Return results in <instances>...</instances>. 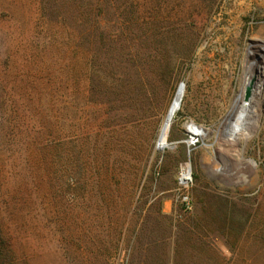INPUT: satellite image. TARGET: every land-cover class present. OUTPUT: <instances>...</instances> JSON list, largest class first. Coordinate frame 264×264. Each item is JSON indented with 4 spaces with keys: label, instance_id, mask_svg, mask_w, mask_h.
<instances>
[{
    "label": "rangeland",
    "instance_id": "1",
    "mask_svg": "<svg viewBox=\"0 0 264 264\" xmlns=\"http://www.w3.org/2000/svg\"><path fill=\"white\" fill-rule=\"evenodd\" d=\"M94 1L90 22L89 0H0V218L16 264H264V91L258 122L220 126L255 76L264 0ZM187 123L208 131L190 147ZM29 132L34 157L52 146L48 177L22 162Z\"/></svg>",
    "mask_w": 264,
    "mask_h": 264
},
{
    "label": "bare ground",
    "instance_id": "2",
    "mask_svg": "<svg viewBox=\"0 0 264 264\" xmlns=\"http://www.w3.org/2000/svg\"><path fill=\"white\" fill-rule=\"evenodd\" d=\"M255 45H256L255 43H252L251 46L248 47L247 55H246V61H247L246 64L248 63V68H246L247 69L246 71L247 72L251 71L252 74L255 73V78H256V86L254 88L255 90L253 93L254 101H251V103L248 105V111L250 112V118L248 119V122H258L259 120L258 109H259L260 101H261L262 94L264 91V50L261 49L257 51ZM252 60L253 62L250 63V61ZM249 80H250L249 78L245 79L244 83H247ZM183 94H184V84H180L177 94L174 97L172 106L170 108V113L167 115V118L161 128V132H160L157 147H156L158 151L164 150L168 148L169 146L167 142L168 133H169L171 124L173 122V117L175 113L178 111V109L180 108L182 99L179 102V104H178V101L180 97L181 98L183 97ZM241 101H242V90L239 92V94L235 98L232 106L237 107L238 105H240ZM177 106H178V109L176 110ZM250 125L252 126V124ZM236 126L238 127L239 125H236ZM185 129L188 132H190L192 136L190 140L184 141V143H186L189 147L191 145H194L198 139H201L204 135L208 133L207 130L199 126H196L193 123H189V124L187 123V125H185ZM255 129L256 128L252 127L250 130L248 129L247 131H244L242 128H240L238 131L235 132V139L232 142L236 145L239 142L240 138H243L245 140L250 138L253 134V130ZM190 179H191L190 169L185 166L184 168L181 169L179 176L177 178V184H178L179 190L186 188L189 185Z\"/></svg>",
    "mask_w": 264,
    "mask_h": 264
},
{
    "label": "trees",
    "instance_id": "3",
    "mask_svg": "<svg viewBox=\"0 0 264 264\" xmlns=\"http://www.w3.org/2000/svg\"><path fill=\"white\" fill-rule=\"evenodd\" d=\"M61 3V0H59ZM69 1V0H68ZM88 12V20L92 22V18L94 17L92 11L95 9V1L94 0H89V3L87 4ZM62 16V14H61ZM95 18V17H94ZM41 133V132H40ZM31 133H26L27 136H25L24 140H21V144L24 147V154L22 158V162L25 165V169L27 172H35L39 170V175L42 176L44 175L45 177L49 176L51 172V144L48 145H43L39 149V156L36 158L34 157V146L35 142L32 140H29ZM38 135V132H37ZM18 143L20 141L17 140ZM32 174V173H31ZM27 175L30 177V181L32 183L39 182L38 180V175L36 174L35 176H31L27 173ZM49 179V178H48ZM10 226H7L1 220L0 218V264H16V258L17 254L19 252V247H20V242L17 236L14 234L15 231L11 232L10 231Z\"/></svg>",
    "mask_w": 264,
    "mask_h": 264
},
{
    "label": "water",
    "instance_id": "4",
    "mask_svg": "<svg viewBox=\"0 0 264 264\" xmlns=\"http://www.w3.org/2000/svg\"><path fill=\"white\" fill-rule=\"evenodd\" d=\"M255 83H256V78H255V76H252L251 79L246 83V85L244 87V92L242 94V101H241L240 105H238L237 107L231 106L228 114L221 121L220 126H222L224 128V134H226V135L229 134V132H230V123L234 120V117H235L236 114H238L237 118L240 119L242 117L241 114H246L248 112V105L251 103L252 98H253V93H254V90H255L254 89L255 88ZM176 94H177V92H176ZM181 99L182 98L180 97V99L178 101V104L181 101ZM177 109H178V106L176 107V110ZM169 113H170V109H169L168 114ZM233 135H234V132H233Z\"/></svg>",
    "mask_w": 264,
    "mask_h": 264
},
{
    "label": "built area",
    "instance_id": "5",
    "mask_svg": "<svg viewBox=\"0 0 264 264\" xmlns=\"http://www.w3.org/2000/svg\"><path fill=\"white\" fill-rule=\"evenodd\" d=\"M190 181H191V179L189 180V182H190ZM187 187H188V186H187ZM187 187H186V188H187ZM186 188H184V189H186ZM184 189H182V190H184ZM185 200H187V197H186V196L183 197V201H185Z\"/></svg>",
    "mask_w": 264,
    "mask_h": 264
}]
</instances>
